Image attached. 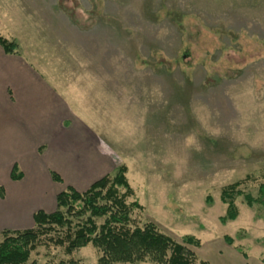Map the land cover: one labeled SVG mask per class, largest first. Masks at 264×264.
Here are the masks:
<instances>
[{
	"label": "rangeland",
	"instance_id": "1",
	"mask_svg": "<svg viewBox=\"0 0 264 264\" xmlns=\"http://www.w3.org/2000/svg\"><path fill=\"white\" fill-rule=\"evenodd\" d=\"M0 33L93 96L81 119L126 166L136 223L193 236L186 247L209 264H264V205L240 195L222 221L220 200L228 184L256 197L264 182V0H0ZM3 146L6 162L15 146ZM97 259L46 241L25 264Z\"/></svg>",
	"mask_w": 264,
	"mask_h": 264
},
{
	"label": "crops",
	"instance_id": "2",
	"mask_svg": "<svg viewBox=\"0 0 264 264\" xmlns=\"http://www.w3.org/2000/svg\"><path fill=\"white\" fill-rule=\"evenodd\" d=\"M29 59L0 46V145L15 146L6 162L4 146L0 150V231L32 228L34 212H52L64 187L84 191L116 167L109 156L113 152L101 146L92 124L81 119L90 115L93 96L84 94L86 87L76 74L61 83ZM81 106L86 111L74 110ZM13 166L20 179L10 177Z\"/></svg>",
	"mask_w": 264,
	"mask_h": 264
},
{
	"label": "trees",
	"instance_id": "3",
	"mask_svg": "<svg viewBox=\"0 0 264 264\" xmlns=\"http://www.w3.org/2000/svg\"><path fill=\"white\" fill-rule=\"evenodd\" d=\"M0 46L5 53L20 55L15 39L0 35ZM114 172L94 181L84 191L65 187L56 194L52 212H34L32 228L0 231V264H25L30 252L46 241L62 247L67 254L90 245L98 252L97 264H136L144 261L155 264H209L198 260L195 253L186 247H198L199 241L193 236L187 235L179 242L150 221L142 225L136 223L132 217L133 208L141 206L136 201H126L133 194L125 177L126 166L119 165ZM51 176L53 180L61 181L55 173L52 172ZM10 177L14 180L21 178L16 166H13ZM240 185L241 181H236L220 190V200L226 205L222 221L237 217L235 199L240 195L248 206L254 203L264 205V182L258 185L256 197L243 193ZM119 188H123L124 192ZM225 240L231 243L228 237ZM57 264L75 263L61 260Z\"/></svg>",
	"mask_w": 264,
	"mask_h": 264
}]
</instances>
